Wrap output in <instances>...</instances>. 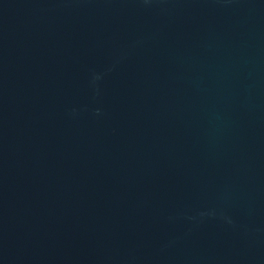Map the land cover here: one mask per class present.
<instances>
[{
  "label": "water",
  "instance_id": "obj_1",
  "mask_svg": "<svg viewBox=\"0 0 264 264\" xmlns=\"http://www.w3.org/2000/svg\"><path fill=\"white\" fill-rule=\"evenodd\" d=\"M0 264H264V0H0Z\"/></svg>",
  "mask_w": 264,
  "mask_h": 264
}]
</instances>
